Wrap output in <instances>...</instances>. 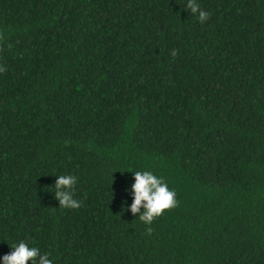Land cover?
Returning <instances> with one entry per match:
<instances>
[{"label":"trees","instance_id":"obj_1","mask_svg":"<svg viewBox=\"0 0 264 264\" xmlns=\"http://www.w3.org/2000/svg\"><path fill=\"white\" fill-rule=\"evenodd\" d=\"M196 2L0 0V264H264V0ZM144 170L178 202L151 225Z\"/></svg>","mask_w":264,"mask_h":264},{"label":"clouds","instance_id":"obj_2","mask_svg":"<svg viewBox=\"0 0 264 264\" xmlns=\"http://www.w3.org/2000/svg\"><path fill=\"white\" fill-rule=\"evenodd\" d=\"M186 8L193 15L198 14L197 19L201 23L210 18V13L202 10L196 0H188ZM171 55L173 57L178 55V49H172ZM4 70V68H0V72ZM134 176L135 182L132 185L134 198L130 211L134 216L138 214L140 221L151 225L165 211L177 206L176 192L169 189L162 177H158L148 170L134 171ZM76 182V177L71 174L57 176L54 183V196L59 201L61 208L76 209L81 207L82 202L73 198ZM152 231L151 227L146 228L148 235H151ZM10 246L14 250L2 257L3 264H27L29 260L32 261V264H53L49 259V253L41 254L38 247H30L23 240Z\"/></svg>","mask_w":264,"mask_h":264}]
</instances>
